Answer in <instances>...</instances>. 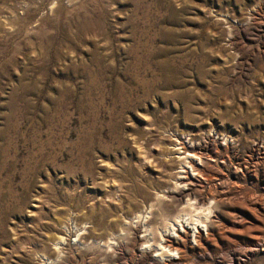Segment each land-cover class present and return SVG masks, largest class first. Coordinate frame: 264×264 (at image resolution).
I'll use <instances>...</instances> for the list:
<instances>
[{
	"label": "rangeland",
	"instance_id": "obj_1",
	"mask_svg": "<svg viewBox=\"0 0 264 264\" xmlns=\"http://www.w3.org/2000/svg\"><path fill=\"white\" fill-rule=\"evenodd\" d=\"M0 264H264V0H0Z\"/></svg>",
	"mask_w": 264,
	"mask_h": 264
},
{
	"label": "bare ground",
	"instance_id": "obj_2",
	"mask_svg": "<svg viewBox=\"0 0 264 264\" xmlns=\"http://www.w3.org/2000/svg\"><path fill=\"white\" fill-rule=\"evenodd\" d=\"M176 147H177V145H175ZM175 146H173V148H171L170 149V147H169V149H170V151L172 152V154L174 153H176V147ZM169 151V150H168ZM180 152V151H179ZM176 158V157H175ZM178 159V158H177ZM173 160V159H172ZM179 161H180V159H178ZM184 161L186 162V160L184 159ZM175 162V160L173 161V163ZM181 163V162H180ZM177 164H178V161H177ZM188 164V163H187ZM189 164H191V163H189ZM186 166V165H185ZM190 166V165H189ZM196 165L195 164H192L191 165V167H192V169H194L195 168V170H196V172L199 170V168L198 167H195ZM176 174V173H175ZM174 174V175H175ZM201 174V173H200ZM174 177V176H173ZM178 181L177 182H179L180 184H181V186L182 185H184V187L185 186H188V185H193V183H194V181H193V179L191 178V177H186V178H178L177 179ZM176 182V181H175ZM176 182V183H177ZM177 187H178V184H177ZM180 187V186H179ZM190 202V201H189ZM191 203V202H190ZM192 206V205H191ZM190 206V207H191ZM153 208V207H152ZM187 212H188V210H187ZM190 212V211H189ZM198 213V212H197ZM185 214H186V212H185ZM190 214V213H189ZM187 215V214H186ZM189 216V215H188ZM187 216V217H188ZM193 217V216H192ZM191 217V219H193ZM201 217V216H200ZM199 217V218H200ZM196 218V217H195ZM198 218V217H197ZM64 220V219H63ZM188 220V219H187ZM200 220L201 219H199L197 222H199V223H201L200 222ZM58 221V220H57ZM190 221V220H189ZM66 222V221H65ZM152 222V221H151ZM193 223H195L194 221H192ZM67 223V222H66ZM153 223V222H152ZM203 225H204V223H202ZM57 225V224H56ZM67 225V224H66ZM183 225V224H182ZM69 226V225H68ZM190 226V225H189ZM66 227V226H65ZM183 228H185V227H183ZM59 230V232H60V234H64L65 233V229H64V227L61 225L59 228H58ZM152 229V228H151ZM196 229H197V227H196ZM195 231V230H194ZM196 232H197V237L198 238H203V234L201 233V231L199 230V227H198V230H196ZM188 234H189V231H187V229H183L182 230V232H179L178 234H177V239L178 240H175L174 238H171L170 236L169 237H167V238H165V240H163L164 241V245H160L159 247H160V249H162V250H165V249H167L168 250V252H171V250L172 249H174L175 247H177V248H181V246H183V247H186V241H187V236H188ZM66 235V234H65ZM64 235V236H65ZM62 236V235H61ZM63 236V237H64ZM59 238V237H58ZM60 240H62V239H60ZM59 240V241H60ZM65 241V240H64ZM61 242V241H60ZM58 246V245H57ZM53 248V247H52ZM53 249H55V248H53ZM56 249H58V248H56ZM51 250V249H50ZM166 250V251H167ZM53 251V250H52ZM59 251V250H58ZM58 251H56L57 253H58ZM55 252V250H54V253H56ZM163 252V251H162ZM164 253L165 252H163V255H164ZM162 255V254H161ZM162 255V256H163ZM161 259H164V257H161ZM155 261L156 262H160L159 261V259H155Z\"/></svg>",
	"mask_w": 264,
	"mask_h": 264
}]
</instances>
